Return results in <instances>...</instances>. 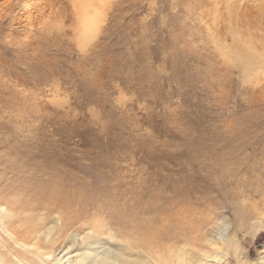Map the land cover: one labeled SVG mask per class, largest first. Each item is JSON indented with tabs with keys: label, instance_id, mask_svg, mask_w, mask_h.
<instances>
[{
	"label": "rangeland",
	"instance_id": "1",
	"mask_svg": "<svg viewBox=\"0 0 264 264\" xmlns=\"http://www.w3.org/2000/svg\"><path fill=\"white\" fill-rule=\"evenodd\" d=\"M78 1L0 0V155L81 193L47 218L66 241L175 233L186 191L226 264H258L264 0H98L89 33Z\"/></svg>",
	"mask_w": 264,
	"mask_h": 264
},
{
	"label": "bare ground",
	"instance_id": "2",
	"mask_svg": "<svg viewBox=\"0 0 264 264\" xmlns=\"http://www.w3.org/2000/svg\"><path fill=\"white\" fill-rule=\"evenodd\" d=\"M96 1L79 0L76 5L86 33L91 32L97 23V10L94 11L96 13L90 12V7L98 3ZM235 55L248 68L250 62L246 51L238 49ZM8 157L7 150L0 155V264L229 263L225 250L226 235L222 233L216 239L209 230L194 221V208L186 191L180 193L177 201L176 215L180 221L175 233H165L161 228L148 224L141 225L132 233H112L115 235L91 242H88L91 239L86 241V234L80 233L66 241L63 238L66 228L61 216L51 217V220L47 218L55 207H67L71 197L81 193H71L57 185L47 171L41 174L37 171L26 177L24 165L8 163ZM98 231L101 236H107L100 229ZM258 264H264V256Z\"/></svg>",
	"mask_w": 264,
	"mask_h": 264
}]
</instances>
